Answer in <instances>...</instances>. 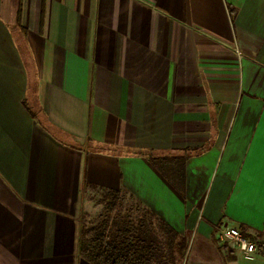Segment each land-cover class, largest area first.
I'll list each match as a JSON object with an SVG mask.
<instances>
[{
    "label": "crops",
    "instance_id": "crops-1",
    "mask_svg": "<svg viewBox=\"0 0 264 264\" xmlns=\"http://www.w3.org/2000/svg\"><path fill=\"white\" fill-rule=\"evenodd\" d=\"M103 189L193 242L174 264H264V0H0V264H89Z\"/></svg>",
    "mask_w": 264,
    "mask_h": 264
},
{
    "label": "trees",
    "instance_id": "trees-1",
    "mask_svg": "<svg viewBox=\"0 0 264 264\" xmlns=\"http://www.w3.org/2000/svg\"><path fill=\"white\" fill-rule=\"evenodd\" d=\"M161 159H155L159 165ZM163 169V168H162ZM184 167L175 170L173 183L181 189ZM104 212L82 217L80 257L89 264H174L186 256L188 241L166 220L133 200L125 206L122 190L103 189ZM264 256V244L258 243Z\"/></svg>",
    "mask_w": 264,
    "mask_h": 264
},
{
    "label": "built area",
    "instance_id": "built-area-1",
    "mask_svg": "<svg viewBox=\"0 0 264 264\" xmlns=\"http://www.w3.org/2000/svg\"><path fill=\"white\" fill-rule=\"evenodd\" d=\"M219 239L228 242L232 247L246 253H253L257 250V245L248 238L239 228L224 226L219 233Z\"/></svg>",
    "mask_w": 264,
    "mask_h": 264
},
{
    "label": "rangeland",
    "instance_id": "rangeland-1",
    "mask_svg": "<svg viewBox=\"0 0 264 264\" xmlns=\"http://www.w3.org/2000/svg\"><path fill=\"white\" fill-rule=\"evenodd\" d=\"M102 195H103L102 191H94L91 194L93 200L88 201V210H89V215H91L92 218L99 217V215L104 212L105 205L104 203L100 202ZM133 203H134L133 200H130L129 198L125 199V206L121 210L122 213H125L127 211V207L132 206ZM192 244L193 242L188 243V251H190V249L192 248Z\"/></svg>",
    "mask_w": 264,
    "mask_h": 264
}]
</instances>
